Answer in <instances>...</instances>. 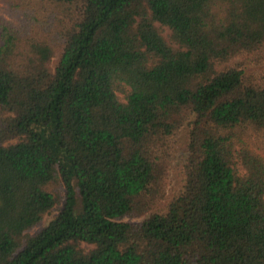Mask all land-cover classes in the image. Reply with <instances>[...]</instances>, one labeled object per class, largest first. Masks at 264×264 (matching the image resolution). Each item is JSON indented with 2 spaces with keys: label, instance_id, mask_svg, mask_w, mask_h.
I'll list each match as a JSON object with an SVG mask.
<instances>
[{
  "label": "trees",
  "instance_id": "1",
  "mask_svg": "<svg viewBox=\"0 0 264 264\" xmlns=\"http://www.w3.org/2000/svg\"><path fill=\"white\" fill-rule=\"evenodd\" d=\"M0 2V264H264V0Z\"/></svg>",
  "mask_w": 264,
  "mask_h": 264
},
{
  "label": "rangeland",
  "instance_id": "2",
  "mask_svg": "<svg viewBox=\"0 0 264 264\" xmlns=\"http://www.w3.org/2000/svg\"><path fill=\"white\" fill-rule=\"evenodd\" d=\"M9 13L12 15L11 11L8 10V7L4 3L0 2V15L8 17ZM163 33L166 34L167 30L164 29ZM56 59H57V55L53 57L52 61L54 62ZM119 96L122 98L123 94L119 93ZM183 148H184V144L180 143L174 154L175 158L173 160V163H172V166L169 171L168 178H167L166 192H167L168 198H170L175 193H177L182 185V180H183L182 165H183L184 156H185ZM60 207H61V204L55 207V209H53L51 213L44 215L42 220L37 225H35L33 228H31L28 232L30 234H33L39 229H41L43 226H45L48 223V221L59 211ZM125 219L130 220V221H137L141 219V216L126 217ZM84 247L88 248L87 245H84Z\"/></svg>",
  "mask_w": 264,
  "mask_h": 264
}]
</instances>
